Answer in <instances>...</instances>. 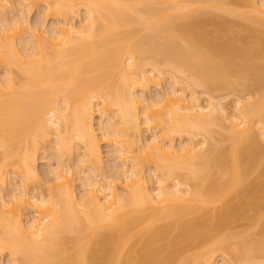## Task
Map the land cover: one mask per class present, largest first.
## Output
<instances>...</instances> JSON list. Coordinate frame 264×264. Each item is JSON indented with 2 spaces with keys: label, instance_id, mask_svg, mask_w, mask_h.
<instances>
[{
  "label": "bare ground",
  "instance_id": "obj_1",
  "mask_svg": "<svg viewBox=\"0 0 264 264\" xmlns=\"http://www.w3.org/2000/svg\"><path fill=\"white\" fill-rule=\"evenodd\" d=\"M1 1L41 2L56 23L9 18ZM5 1L0 192L12 167L24 185L14 204L33 218L1 193L0 264H264V0ZM166 75L171 88L150 96ZM241 79L260 94L232 114L194 90ZM142 114L157 131L146 144ZM102 140L124 178L106 175ZM40 142L57 167L30 194ZM79 145L90 176L78 197Z\"/></svg>",
  "mask_w": 264,
  "mask_h": 264
},
{
  "label": "rangeland",
  "instance_id": "obj_2",
  "mask_svg": "<svg viewBox=\"0 0 264 264\" xmlns=\"http://www.w3.org/2000/svg\"><path fill=\"white\" fill-rule=\"evenodd\" d=\"M17 1H22V0H14V1H12V4H14V2L16 3ZM2 2L3 1H1V5H2ZM6 2L7 1L3 2V6L6 7V10H7L8 13L10 12V10L7 9V8L14 9L13 10V13L11 15L7 13L8 16H9V18L10 17L11 18L12 17L13 18H16L17 15H18V12H20L21 10H23V11H25V13L29 14L28 15V18H29L28 19V22H29V24L32 27H34V26L37 27L36 24H41L43 21H44L45 27H47V28L52 27V24H55L56 23V22H54L55 20H53V18H50V16H46L47 14L45 15L46 17L43 15L45 13L44 10H46L44 8L46 5L45 6L44 5H41V2L38 5L37 4H33V5L31 4V7L30 6L28 7V5H30V3L28 4L29 1L28 2L27 1L26 2H23V5L22 6H25V8H22V6H20V4H15L13 6V5H11L10 2H7V3ZM44 4H46V3H44ZM29 8H31V10H28ZM2 9L3 8L1 7L0 8V11ZM81 10H82V8H81ZM3 11L0 12V15L1 14L3 15V13H2ZM5 11H4V13H5ZM42 12H44V13L42 14ZM212 12H214V14L215 13L216 14L218 13L215 10H213ZM42 15L44 16V19L45 20L43 19V16ZM85 17H86L85 11L82 10L81 13H80V18L84 21L85 20ZM2 18H3V16H2ZM41 19H42V21H41ZM76 21H77V24H79V20L77 19ZM0 24H2V23H0ZM14 70L16 71V69H14ZM3 71H4V69L2 67H0V76H3L2 74H4V72H6V71H4V72ZM169 76L170 75H166L165 76L166 77L165 78V81H163V83H162L163 85L160 88L162 91H160L159 89H152L150 96L152 95L153 97H156L158 95V93L161 94L162 92H165L166 90H168V88H171V86H172L171 85V82H170L171 79H169L171 76L170 77ZM253 87H255V86H253V83L251 81L244 80V79L242 80L241 79L238 82L235 81L233 87H230L229 86V87H225V88L220 89V90L219 89H216L214 87H210V88H195L194 90H195L196 95L199 97L201 103L204 106H206V105L209 104L208 101H209L210 98H213V100H214V102H215V104L217 106L218 105H219V107L221 106L229 114H232V113H234V110H235V107H236L235 106L236 105V101L242 100V99L244 101H245V99L246 100L247 99H250V98L252 99V98H254V97H256V96H258L260 94L259 90H256L257 88L255 87L256 89H254ZM157 90H159V92ZM189 92H191L190 89H189ZM187 93H188V91H187ZM148 96H149V94H148ZM149 97H146V98H149ZM140 117H141L140 118L141 119V127H142V130H143L142 131L143 132L142 137H143V140H144V142L146 144L147 142H149L151 139L154 138V134H156L157 131L155 132V130L153 131V130H150L148 128V126L145 124V118H144V115L143 114ZM98 120H99V116H96L95 121H94L95 124H98ZM214 130L215 131L213 133V137H214V141L217 142V141L220 140V136L218 134V129L217 128H214ZM98 137L99 138L101 137L100 139L103 138L102 136H100V133H98ZM39 138H40V136H39ZM55 138L56 137L53 135L52 136L53 143H54V139ZM200 139H201V137L197 138V140H200ZM38 141H41V139H39ZM174 141H175V145H177L176 147L179 148L180 145L182 146V143L185 144V143L188 142V136H184L183 138L176 137ZM76 143H78V142H76ZM39 144L41 145V146L39 145L40 146L39 148H41V149L43 148L42 150H39L38 151V161H37V167H38V172H39L40 177H41L40 178L41 181L39 180V182L36 181L37 183H34L33 182V184L32 183L30 184V187H29V189H31L30 190L31 191L30 194H33L32 193V191H33L32 189H33V186H36V185H37V188H38V186H40L41 189L43 188V191L47 190L50 185H51L50 187H52L53 184H50L49 185V179L51 180V178H50V172L53 171V170H55L56 167H57V161L53 157V155L51 154L52 152L51 153H50V151L49 152H46V149L44 151V144L42 142H40ZM51 145L54 146L55 144L54 145L51 144ZM110 145L113 146L112 144H110ZM110 145L107 142V140L100 141L101 152H102L103 159H104V171H105L106 175L108 176V178L111 181H115V179L118 178L119 174H120L121 177L126 176V175H124L125 173L124 174L122 173V172H124V171H122L123 170L122 169V167H123L122 165L123 164H121L122 162H121V160L117 156V153H116V150H115L116 148H114V146L113 147H110ZM83 152L84 151H83V149H81L80 145H79V147L77 146L76 147V150H75V156H73V158H71L69 160V162H68V164H70L73 167V169H76L78 171V175L76 176V179H75L76 182L74 184L75 185L76 192L78 194V197L80 195H82V193H84V188L81 185L82 184L81 182H83L84 180L82 181L81 179L82 178H87V177L90 176V173L88 172V170L86 168H84V166L82 164V159L81 158H83ZM66 164H67V161H66ZM68 164H67V166H68ZM70 165L68 167L71 168ZM81 167H83L86 171H84V169L81 168ZM148 168H149L148 166H145V168H144V169H146L145 170L146 171V176H148L149 174L151 175V173H152L151 172L152 170H149ZM7 170L9 171V175L7 176L8 177L7 178L8 179V181H7L8 183L6 182L7 185H6L5 189L3 190V192H0V195H1V193L5 194L6 195L5 200H7L8 202H9V200H11L12 201L11 202L12 204L10 202L8 204H9V206H11L13 208L12 205L14 204V202H17V199L21 203V200H20L21 197H20L19 194H21V191H22L21 188H23L24 185H23V182L21 181V179L18 176H16L15 174H13L12 167L10 169H7ZM169 185H171V183H169ZM17 186L20 189V191L19 190L16 191L17 190V188H16ZM0 190H1V188H0ZM38 190H40V189L38 188ZM47 191H45V192H47ZM18 195H19V198L20 199L18 198ZM12 196H14V197L16 196L17 199L16 198L13 199ZM14 200H16V201H14ZM20 203H15L14 204L15 206L16 205L17 206H20V207H17V209H19V210L21 208H23L22 205H21L22 203L21 204ZM9 206H7V207H9ZM11 207H10V209H12ZM22 210L23 209H21V212H19V213L20 214L22 213L23 216H25L24 217V221L26 223V221H28V220L31 219L29 217V216H31V215H29L31 212L29 213V211L27 209H25V211L23 210L24 212H22ZM31 217L33 218V216H31ZM61 243L64 245V246L63 245L62 246L64 248H66V249H68V248L71 247L70 243L68 244V242H67V238L64 237V236H63V239H62V242ZM70 253H71V251H70ZM72 253H73V251H72ZM2 256H3L2 258H4V260H5V262L9 259L8 258V253H4ZM217 264H222V259L219 258L217 260Z\"/></svg>",
  "mask_w": 264,
  "mask_h": 264
}]
</instances>
